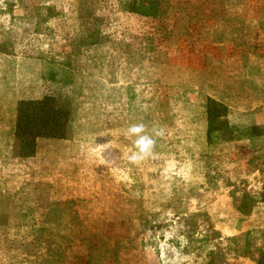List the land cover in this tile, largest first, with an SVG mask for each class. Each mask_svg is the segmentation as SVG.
Instances as JSON below:
<instances>
[{"label":"crops","instance_id":"0c3cea01","mask_svg":"<svg viewBox=\"0 0 264 264\" xmlns=\"http://www.w3.org/2000/svg\"><path fill=\"white\" fill-rule=\"evenodd\" d=\"M227 2L234 3V0L221 2L217 13L231 15V5ZM247 3L250 2L245 0L238 5L244 13L237 16H243L244 21L254 17L253 9L248 14ZM155 6L158 8L155 0H0L1 21L6 23L5 30L0 29V232H5L0 236V263L34 262L28 249L34 244L31 245L28 232L46 227V215L51 213L47 207L52 206L59 212L62 205L75 208L73 205L79 201L86 202V195L78 194L72 184L79 177L85 182L89 177L94 181V165L88 162L84 151L92 145H88L91 142L88 136H95V132L100 134L102 146L109 148L107 152L116 154L103 153L97 164L104 174L102 182L108 186L125 183L127 178L137 175L134 179L145 190L143 184L147 188L148 183L145 177L156 176L148 172L159 163V154L169 160L163 164L167 168L176 164L177 158L191 157L203 159L202 165L207 158H214L233 162L236 168H246L245 178L235 179L238 184H246L240 197L251 200L246 219H217L215 229L222 240H235L238 233L245 232L248 240L244 245L248 247L254 243L249 236L259 229L264 231V190H261L264 175L260 173L264 170V146H253L264 141V49L262 53H254L256 46L263 44L264 47L263 39L255 37L253 32V35L247 34L249 40L239 45L233 41L223 43L213 35V46L207 47L200 43L195 46L193 39L187 37L181 51L178 45L170 47L169 54H181L183 61L165 64L164 72L168 67L169 71L197 70L192 77L200 86L190 90L192 83L185 80L191 79L190 72L184 73L185 78L166 75L164 81L161 68L157 74L147 67L153 64L144 54L153 49L155 32L124 29L126 21L153 18ZM261 6L264 7V1ZM170 9L171 0L169 13ZM88 24L91 27H86ZM115 35L122 40L119 48L133 56L134 61L129 64V72L111 81L107 75L95 74L93 65L84 57L88 56L87 41L95 46L96 42L103 43ZM130 36L133 47L127 50L124 41L130 40ZM121 61L119 72L125 70V62ZM145 86L157 87L159 94L156 89L145 94ZM44 97H50L57 109L67 113L64 134L38 137L33 151L24 153L22 141L16 135L18 103ZM94 109L100 112L97 130L92 129ZM261 113L259 121L256 115ZM135 123H144L149 134L153 127L165 129L164 135L156 138L155 154L138 164L127 159L135 150L136 139L127 135V129ZM175 181L169 179V182ZM142 190L127 199L134 205L122 209L115 206L111 210L115 217L103 230L117 231L113 238L93 240L99 252L84 249L90 244L88 240L85 245H79L78 256L71 257L75 259L74 264H158V256L148 249V244L126 238L130 230L142 226L135 220L132 224L130 219L151 214L146 200L152 195ZM222 197L227 196L219 194L216 200ZM194 203L196 206L198 201ZM82 205L77 206V214L84 211L88 214L86 210H79L84 209ZM200 211V208L190 212L174 209L170 213L199 214ZM125 216H130L129 220ZM70 228L50 227L56 231ZM38 243L35 241L36 246ZM260 244L263 249L258 251L257 258L234 256L228 264L234 261L235 264H258L264 254V239Z\"/></svg>","mask_w":264,"mask_h":264},{"label":"rangeland","instance_id":"374dc122","mask_svg":"<svg viewBox=\"0 0 264 264\" xmlns=\"http://www.w3.org/2000/svg\"><path fill=\"white\" fill-rule=\"evenodd\" d=\"M155 1L158 4V8L156 6L152 8L156 14L153 18L147 21L141 19L137 21L132 19L131 22L126 21L124 29L127 32L135 29L137 32H155L151 43L153 49L145 52L144 57L152 61L153 65L147 66L150 67L151 72L156 70L157 74H159L160 68L162 69L163 73H165L162 78L164 81L166 75L177 79L181 76L185 78L184 73L188 74L190 72L189 77L191 76V79H185L190 85L192 83L190 90L197 89V86H200V84H197L196 78L192 77V74L195 75L197 70L186 72L179 70L169 71L168 67L164 72L163 66L165 64L169 65L171 62L183 61L181 54H169V51L171 52L169 48L178 45L176 47L181 51V47L187 41V37L193 39L195 43L193 45L195 46L200 43L204 46L212 47L213 35L223 43L233 41L242 45L246 42V39L249 40L247 34L255 32V37L260 36L263 39L261 41L264 42V7L261 6L264 0H247L250 2L246 6L248 14L249 10L253 9L251 12H253L254 17L245 21L243 16H237L244 13L238 5L245 0H234V3L227 2V4L231 5V15L233 16L217 13L221 8V2L225 4L226 0H171V13H169V0ZM225 9L228 8L225 7ZM46 11L49 13L48 10ZM86 11L88 12V10ZM169 18H172L173 21H169ZM1 19L2 17L0 16V29L5 30L6 23L2 22ZM87 26L88 28L91 27L90 24ZM169 30H171L170 35ZM131 39L130 36V40L126 39L124 41V47L127 50L133 47L129 43ZM135 41L139 42L138 39ZM119 42L122 43V40L118 35L111 36L110 39L104 40L103 43L101 41L96 42L95 46L87 41L88 56H85L84 60L93 65L95 74L107 75L111 81H117L121 73H127L130 67L129 64L134 61V58L126 55L124 50L119 48L121 46ZM261 45L254 48V53H262L261 49H264V47L263 44ZM121 60L125 62V70L119 72ZM196 62L197 56L194 59V63ZM179 64V67H181V63ZM207 73L213 74V71H208ZM203 74L207 77L206 72ZM260 77L261 75H259ZM256 80L258 81V79ZM182 81L180 80V82ZM144 88L145 94L148 93L147 90H151L150 92L152 93L155 89L159 94L157 87L145 86ZM98 115H100V112L94 109L93 116L95 117L91 120L92 129L94 130L100 128L99 123L101 120L97 117ZM256 119L261 121L262 113L257 114ZM96 133L94 134L95 136L92 135L93 137L88 136V138H91V142L87 140L89 141L88 145L91 143L92 145L87 146V150L84 151L88 162H93L94 181L91 182V177H89L87 182H85V180H81L82 177H79L77 183L72 184L73 189L78 194L86 195V202L79 201L73 205L75 208L70 205H62L59 212L54 210L52 206L47 207V211H51V213L46 215V227H39L35 231L31 230L28 232L31 245L34 244L28 248L35 258V261L31 262V264H74L75 259L71 257L78 256V252L81 250V247L79 248L78 246L85 245L87 240L90 244L84 249L91 248V250L95 249L99 252V248L96 247L97 244L93 240L111 239L113 234L117 232L103 230L110 222V219L115 217V215L111 214V210L115 209V206L122 209L130 204L134 205L135 203L129 202L127 199L131 195L139 194L138 191L142 190V185L134 179L137 175L130 176L125 183L122 181V183L108 186L102 182L104 174L101 166H97V164L103 158V153L116 154L107 152L109 148L102 146L101 136ZM253 146H264V141H258ZM78 153L80 154V152ZM213 159L207 158L206 162H204L205 165H202L203 159L199 160L197 157L189 159L177 158L174 160L176 164L167 168L163 164L166 161L169 162V160L159 154V163L151 167V171L148 172H152L156 176L145 177L148 179L147 188L143 184L145 190L142 191L148 190L152 195L151 199L146 200V207L151 214L150 216H141L140 219H130L132 222H129L132 224L136 221L142 226L138 225L136 229L130 230L128 232L129 236L126 235V238H136L148 244V249H151L158 256V264H207V262L211 264H228L230 263V258L234 256L241 257L245 255L250 257L251 255L253 259L257 258L256 254L258 255V251L263 249L260 243L264 239V231L261 229L249 236L254 241L251 247H248V244L244 245L245 240H248L245 232L238 233L235 240L228 238L222 240L220 238L222 236L215 229V220L219 219L222 221L225 218L238 219V221L245 220L251 200L240 197L241 189L245 188L246 184L236 183L238 179L242 180L245 178L244 176L248 173V170L246 168H236L233 162L225 159H218L220 161ZM261 171L260 173H263V176L264 170ZM83 173L86 174L87 172ZM148 173L146 172V174ZM169 179L176 181L172 183L169 182ZM199 180L202 182H199ZM231 183H235L233 187H230ZM86 189L88 192H86ZM261 190H264V186L261 187ZM219 194H224L227 197L216 200ZM194 196L199 198H191ZM123 197L125 198L123 199ZM108 201L110 202L109 204ZM196 201H198V204L195 206L194 202ZM79 203L83 204L84 208L78 207L79 210H86L88 214H85V211L81 215L77 214L76 208ZM199 208L201 210L199 214L189 213L190 210ZM174 209L189 212L183 215H174L170 213ZM219 213H221L220 217H218ZM125 217L126 220L130 218V216ZM57 225L60 227L65 226L66 228H70V225H73V228L65 231L50 229V227L53 228V226ZM3 233L5 232H0V236ZM121 233L127 232L122 231ZM81 240L84 242L78 243ZM35 241L39 242V246L35 245ZM256 241H258L257 244H255ZM213 246H216V248H213ZM261 257L259 261L264 260V254ZM37 259H39V262ZM231 264H235V261Z\"/></svg>","mask_w":264,"mask_h":264},{"label":"trees","instance_id":"16d2710c","mask_svg":"<svg viewBox=\"0 0 264 264\" xmlns=\"http://www.w3.org/2000/svg\"><path fill=\"white\" fill-rule=\"evenodd\" d=\"M66 119L67 113L57 109L50 97L20 101L17 107L16 135L22 141L23 152L31 153L38 137L62 136ZM258 264H264V260Z\"/></svg>","mask_w":264,"mask_h":264},{"label":"clouds","instance_id":"9594fccd","mask_svg":"<svg viewBox=\"0 0 264 264\" xmlns=\"http://www.w3.org/2000/svg\"><path fill=\"white\" fill-rule=\"evenodd\" d=\"M165 133L163 127H153L152 134L146 131V125L144 123L131 124L127 129V135L129 137L135 136L134 148L127 159L132 164H138L142 160L153 156L157 137H162Z\"/></svg>","mask_w":264,"mask_h":264}]
</instances>
